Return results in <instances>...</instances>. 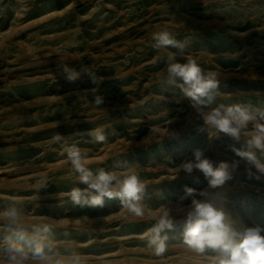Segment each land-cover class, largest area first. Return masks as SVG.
<instances>
[{
    "label": "rangeland",
    "instance_id": "obj_1",
    "mask_svg": "<svg viewBox=\"0 0 264 264\" xmlns=\"http://www.w3.org/2000/svg\"><path fill=\"white\" fill-rule=\"evenodd\" d=\"M162 30L186 41L185 55L205 71L220 74V95L203 111L219 104L264 109V0H0V212L15 206L24 224L47 226L60 257L78 253L85 264H212L214 251L184 242L183 214L173 212L162 254L149 247L155 224L149 211L179 202L185 185L221 193L233 221L264 227V176L249 178L245 161L216 190L199 170L176 171L195 149L214 164L240 160L231 148H242L254 126L240 142L197 131L202 117L167 85L166 54L152 47L151 34ZM59 63L90 66L97 83L87 75L75 82L56 77ZM95 95L102 105L93 103ZM152 127L160 129L155 140L141 144ZM96 128L105 130V142L88 135ZM65 140L87 152L94 173L123 178L119 165L128 162L145 183V216L130 213L118 198H105L103 207L74 205L69 193L86 186L63 151ZM9 235L0 220V247Z\"/></svg>",
    "mask_w": 264,
    "mask_h": 264
},
{
    "label": "clouds",
    "instance_id": "obj_2",
    "mask_svg": "<svg viewBox=\"0 0 264 264\" xmlns=\"http://www.w3.org/2000/svg\"><path fill=\"white\" fill-rule=\"evenodd\" d=\"M230 34L237 38L246 35L234 32ZM151 40L154 49L166 54L163 59L166 65L167 85L178 88L202 117L203 126L197 129L198 132H207L209 139L224 133L240 142L242 134L248 135L245 130L249 124L254 126V133L245 140L242 148L234 146L231 148L240 160L214 164V161L207 158L202 150L195 149L193 158L183 160L177 165L176 171L191 174L194 170H199L208 182V189L212 190L220 189L232 179V172L238 168L241 160L248 166L246 172L249 178L255 176L256 179H260L264 176V162H261L254 151L260 150L264 155V109L238 104H219L206 112L203 111L204 107L213 102L216 95H220V74L216 71H205L195 58L186 56L187 42L177 40L168 30L153 32ZM169 48L177 51H168ZM54 75L63 77L68 82H75L87 75L97 83L96 71L88 65L75 68L59 63ZM92 92L95 94L96 89ZM93 103L100 106L104 103V98L95 95ZM159 132V128L152 127L150 134L140 143L151 144ZM111 134L115 135V130ZM88 135L98 143H103L107 139L103 128L93 129ZM168 137L178 138L175 132L168 133ZM56 139L60 141L64 138L58 135ZM63 151L70 161L72 170L78 174L79 182L86 186L83 189L75 188L69 193L74 205L103 207L105 198H118L130 213L139 217L145 216L146 209L141 202L145 183L131 170L128 162L119 165L126 169L123 178H119L114 172L104 169L94 173L87 167L86 161L89 159L87 152L76 144H68L65 140ZM252 167L256 169V173H253ZM183 192L184 195L180 197L179 202L175 204L169 202L158 210L149 211L150 218L155 221L149 232V247L156 254H162L166 250L165 241L168 237L162 233L174 228L173 212H175L177 215H184L182 233L184 242L198 252L208 249L214 251L216 255L212 264H264V234H262L264 227L259 224L248 226L233 221L225 210L227 201L219 192L208 190L198 192L196 188L187 185L183 187ZM197 196L202 199H197ZM186 199H190V205L183 204ZM0 220L7 222L10 233L6 246L0 247V264H32V262L85 264L78 253L68 257H60L59 254L54 253L48 240L49 228L45 225L24 224L23 214L17 207L10 206L0 212Z\"/></svg>",
    "mask_w": 264,
    "mask_h": 264
}]
</instances>
